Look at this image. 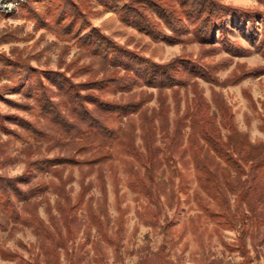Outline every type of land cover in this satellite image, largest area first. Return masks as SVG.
Listing matches in <instances>:
<instances>
[{
    "label": "rangeland",
    "instance_id": "374dc122",
    "mask_svg": "<svg viewBox=\"0 0 264 264\" xmlns=\"http://www.w3.org/2000/svg\"><path fill=\"white\" fill-rule=\"evenodd\" d=\"M74 1L89 12L92 27L99 28L127 48L157 63H166L181 55L201 57L205 63L217 65L215 74L219 83L197 78L192 80L195 85L189 84L176 91L165 90L162 96L167 97L170 106L169 131L161 127L159 101L162 96L157 88L143 84L130 91L113 87L94 90L95 94L110 101L140 99L153 94L131 117L136 144L145 151L141 119L145 111L148 115H156L158 178L153 182L145 179L144 183H135L136 176L127 163L133 157L118 144L112 157L102 165L85 166L82 170L66 166L62 176L51 170L27 169L28 163L36 157L51 158L62 154L63 147L48 151L49 142L33 139L23 128L6 120L5 124L23 133V137L21 140L8 138L0 132V141L8 139L6 147L10 152V162L2 172L12 178L23 175L18 182L23 188L40 180L47 188L33 198L41 221L34 220L20 208L24 217L29 216V221L23 218L10 222L8 228L0 232V264H264V198L251 212L248 201H254L253 190L249 189L248 198L240 206L235 202L237 195L229 193L232 224L228 222L229 217L214 218L204 212L197 199L198 192L213 209L221 208L199 185L190 147V119L184 120L178 134L174 131L175 119L189 106L193 107L200 94L211 105V112H216L218 121L223 114L217 106L221 102L230 109L239 132L246 134L255 145L264 142V0H216L233 10L223 18L216 17L214 30L203 39L197 36L195 25L184 17L189 29L179 43L156 41L133 25L122 22L119 15L122 5L106 8L99 0ZM174 1L176 9L183 11L178 0ZM49 10L55 13L53 8ZM39 11L47 23L55 26L47 10ZM31 13L20 9L17 14L0 18V53L12 58L29 57V65L36 70L34 74H39L51 88L53 99H64L69 106L70 100L47 78V73L64 72L70 76L75 69L69 68L71 61L76 60L80 66L90 58L80 52L75 41L63 40ZM14 33L19 39L6 41ZM228 40L235 47L246 48L249 54H233L225 47ZM256 70V74L238 83L232 82L242 73ZM88 75L80 74L73 80L80 82ZM8 77L2 71L0 88L5 84L13 85ZM2 95L0 113H17L31 121L43 120L38 108L29 111L14 104L36 103L23 90L6 88ZM126 122V117L122 121L113 115L108 126L118 128ZM223 133L227 139V130ZM199 144L204 156L221 174L226 163L209 150L203 140L199 139ZM37 147L42 148L41 152ZM136 167L140 168L137 164ZM139 173L144 176V169L140 168ZM235 178L233 172L232 179ZM62 183H66L67 193L57 188ZM146 187L150 190L148 194ZM245 213L251 219L243 250L241 230Z\"/></svg>",
    "mask_w": 264,
    "mask_h": 264
},
{
    "label": "trees",
    "instance_id": "16d2710c",
    "mask_svg": "<svg viewBox=\"0 0 264 264\" xmlns=\"http://www.w3.org/2000/svg\"><path fill=\"white\" fill-rule=\"evenodd\" d=\"M99 1L106 8L122 5L119 12L122 22L133 25L156 41L164 40L169 43L183 41V34L189 29V24L183 20L184 17L195 25L198 30L197 36L203 39L214 30L216 17L223 18L228 11L233 10V7L223 5L216 0H178L182 9L184 8L180 12L176 9L174 0ZM52 8L55 13L51 14L49 9ZM22 9L32 12L34 19L52 29L63 40L75 41L80 52L90 58L87 63L80 66L76 64V60L71 61L69 68L74 67L75 69L70 76L64 72L50 71L47 73V78L54 81L70 100V105L67 106L64 99L58 101L53 99L51 88L43 82L39 74H34L36 70L29 65V57L12 58L0 53V74L2 71L6 72L13 84L12 86L5 84L0 88V100L4 98L2 92L6 88L8 90L12 88L15 91L23 90L36 103L11 102L29 111L38 108L43 116V120L31 121L17 113H0V132L8 138L15 137L21 140L23 133L5 124V121L9 120L23 128L33 139L49 142L48 151L63 147L62 154L51 158L36 157L28 163L27 169L41 168L62 176L66 166H77L82 170L85 166L102 165L112 157V151L118 144L124 152L133 157L127 163L136 176L135 183H144L145 179H147L146 182H153L158 178L156 160L158 151L155 145L157 125L154 123L156 115L153 113L148 115L145 111L141 119L145 151L136 144L135 129L131 126L132 115L140 111L151 100L153 94L142 96L140 99L132 97L125 101H110L95 94L94 90L105 91L113 87L122 91H130L135 86L147 84L157 88L162 96L167 89L176 91L189 84L195 85V81L192 80L197 78L218 84L219 79L215 74L217 65L205 63L201 57L193 58L188 55H181L166 63L152 61L115 41L99 28L92 27L89 12L81 8L74 0H28L22 5ZM39 9L48 11L55 26L47 23ZM4 38L6 37L3 36ZM18 39L17 33H14L6 41ZM235 46L229 40L225 45L235 55L249 54L246 48ZM95 65L97 67H94ZM84 73L89 74L85 80L80 82L73 80V77ZM256 73L257 70L244 72L232 82L238 83ZM166 98L162 96L159 105L162 116L161 127L169 131L170 106ZM64 106L67 107L66 110ZM217 106L223 113L220 121H218L216 112H211V105L202 95L198 94L195 105L189 106L182 115L175 119L174 131L178 134L184 120L190 119V147L199 185L208 192L221 209H213L203 200L199 192L198 202L201 209L211 217H229L228 222L232 224L230 194L237 195L235 202L240 206L248 198L249 189L253 190L254 201H248L251 212L255 211V206L264 198V142L258 145L253 144L246 134L238 131L230 109L221 102L217 103ZM178 110L179 105H177ZM113 115H117L122 121L126 117L125 126L118 128L108 126V121ZM262 128L264 129V117ZM224 129L229 134L227 139L224 138ZM199 139L203 140L209 150L226 163L227 167L223 168L221 174L204 156ZM7 143L8 139L0 141V232L5 231L10 222H18L23 218L29 221V216L24 217L20 208L28 215L30 214L34 220H40L36 201L33 198L37 192L47 188L43 180L23 188L18 184L23 179V175L12 178L2 172L3 167L10 162ZM36 150L41 152L42 148L37 147ZM136 164L144 169V176L139 173L140 168L136 167ZM62 166L63 168L60 169ZM233 172L236 174L235 179H232ZM57 188L67 193L66 183L57 185ZM148 191L150 190L146 187V194ZM18 203H21V207ZM243 219L241 243L244 250L245 241L243 240L247 235L251 218L248 213H245ZM163 232H166V227Z\"/></svg>",
    "mask_w": 264,
    "mask_h": 264
},
{
    "label": "built area",
    "instance_id": "2783aa9c",
    "mask_svg": "<svg viewBox=\"0 0 264 264\" xmlns=\"http://www.w3.org/2000/svg\"><path fill=\"white\" fill-rule=\"evenodd\" d=\"M26 2L27 0H0V18L3 17V10H8V8H15L17 14Z\"/></svg>",
    "mask_w": 264,
    "mask_h": 264
},
{
    "label": "bare ground",
    "instance_id": "6f19581e",
    "mask_svg": "<svg viewBox=\"0 0 264 264\" xmlns=\"http://www.w3.org/2000/svg\"><path fill=\"white\" fill-rule=\"evenodd\" d=\"M14 14H16L15 8H8V10H3V17H10Z\"/></svg>",
    "mask_w": 264,
    "mask_h": 264
}]
</instances>
